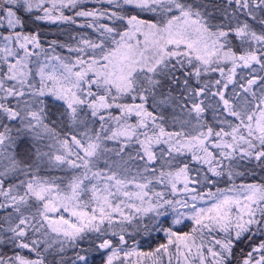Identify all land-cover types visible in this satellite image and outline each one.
Segmentation results:
<instances>
[{"label": "snow or ice", "instance_id": "1", "mask_svg": "<svg viewBox=\"0 0 264 264\" xmlns=\"http://www.w3.org/2000/svg\"><path fill=\"white\" fill-rule=\"evenodd\" d=\"M0 264H264V0H0Z\"/></svg>", "mask_w": 264, "mask_h": 264}]
</instances>
